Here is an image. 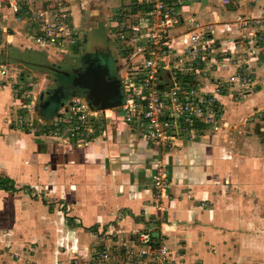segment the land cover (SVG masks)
Instances as JSON below:
<instances>
[{
  "label": "crops",
  "instance_id": "crops-1",
  "mask_svg": "<svg viewBox=\"0 0 264 264\" xmlns=\"http://www.w3.org/2000/svg\"><path fill=\"white\" fill-rule=\"evenodd\" d=\"M105 1H65L72 32L70 11L81 3L85 32L98 22L109 28L111 16L104 19L101 14L106 12ZM14 4L21 9L19 21L12 11ZM54 4L55 0H3L0 7V28L7 29L0 42V68H7L6 78L0 77V178L5 180V187L0 188V264H89L99 250L115 255L124 247H135L134 234L154 225L148 223L154 214L160 219L157 233L168 246L170 262L217 261L219 251L213 246L215 255H209L206 244L227 242L236 233L237 250L228 254L240 258V264H249L245 261L252 253L248 227H264V115L256 114L259 118L247 124L238 116L264 109V75L260 74L264 72V48L248 59L255 74V90L249 85L244 92L249 105L239 109L227 94L219 100L227 105L223 114L229 116L223 118L231 120L220 132L203 129L192 133L194 137L187 135L172 146H163L138 138L117 110L107 109V114H114L115 124L106 137H97L84 148L61 146L46 136L13 127L15 115L34 102L36 116L52 117L71 98L72 90L85 94L94 76L111 77L113 62L123 66L119 77L130 66L127 57H119L115 50L94 46L97 56L86 66L95 71L90 81L84 84L78 76L67 83L58 80L53 67L63 70L55 63L63 62L70 53L78 54L79 47L75 48V40L74 45L54 42L40 47L33 41L37 26L28 19L38 9L49 18ZM232 5L233 1L224 7L221 0L197 5L212 10L207 16L218 18L213 51L219 56L225 53L218 68L227 76L233 68L228 66V58L234 39L246 33L243 39L247 42L248 32L252 33L236 31L233 20L239 12L264 19V0L252 6ZM262 35L264 39V28ZM101 52L104 58L99 57ZM72 60L66 65L76 71ZM219 72L214 69V76L219 77ZM216 77L200 79L199 85L210 91ZM84 94L85 100L92 97ZM158 165L167 168L169 183L162 214L154 210L151 196V176ZM202 201L207 208L200 206ZM253 233L254 238L261 236L259 243L264 242L262 232ZM258 257L264 256L259 253Z\"/></svg>",
  "mask_w": 264,
  "mask_h": 264
},
{
  "label": "built area",
  "instance_id": "built-area-1",
  "mask_svg": "<svg viewBox=\"0 0 264 264\" xmlns=\"http://www.w3.org/2000/svg\"><path fill=\"white\" fill-rule=\"evenodd\" d=\"M140 5L155 3V10L148 12H136L129 14L130 24L127 25L131 30V51L126 62H129V68L124 71L122 78V88L124 100L117 108L123 122L132 130L138 138L145 141L157 142L163 146H172L178 142L181 137H186L189 132L194 133L202 130L204 127L213 126L216 130L215 122L219 117L220 107L217 100V85L212 90H206L199 85L200 79L209 78L207 70L199 71V77L191 78H172V82H164L159 75L161 66L156 65V58H152L144 50V47L138 46L133 37L137 33L142 35L143 32L153 29L152 38L159 40L164 32L171 26L168 17L170 14L163 6L164 0H137ZM226 5L232 0H222ZM3 0H0V7ZM20 6L12 5V11L17 14L16 20H21ZM50 17L47 18L41 10H33L29 13V20L37 26V36L33 37L35 44L41 46L53 45L54 42L64 45L65 42L75 44L74 39H69L72 30L69 28L67 19L69 17L66 9L65 0H55ZM157 12V13H156ZM158 19V21H157ZM181 18L179 17L178 20ZM111 21V20H110ZM118 23L117 39L125 42L126 35L123 23ZM248 18L243 20L241 27L253 29L247 24ZM178 25L177 20L173 21ZM192 19L184 21L183 24L191 25ZM262 27V21L249 23ZM261 24V25H260ZM157 29V32H155ZM6 28H0V42H2V32ZM151 32V31H150ZM151 34H146L149 37ZM177 41L173 42L172 52L181 49V55L187 54L192 57L188 61L190 66L196 63H204L209 60L206 51V45L203 44L204 37L193 33L185 36L184 33L178 34ZM209 37V36H207ZM115 40V39H114ZM149 42V40H147ZM147 44V42H146ZM163 45L166 47V43ZM180 45V47H179ZM146 46V45H144ZM208 47V46H207ZM140 48V52H138ZM136 51L138 57H136ZM170 56L165 58L169 59ZM171 60L164 61L162 64L167 65ZM202 65V64H201ZM188 75V74H186ZM7 68H0V77L6 78ZM170 76V75H169ZM214 79L213 82H218ZM246 83V82H244ZM197 85V86H195ZM209 85H212L211 82ZM161 87V90L158 89ZM32 99V98H30ZM114 114H107V109L102 110L91 106L81 95L75 94L68 99L65 106L52 118L47 121L36 116L34 113V102L24 105L22 112L15 115L13 127H16L27 134H36L50 137L57 142H72L77 147L86 146L95 138L106 137V134L113 126L111 118ZM212 129V128H211ZM152 189L154 190L153 199L159 198L167 191L169 186L168 175L161 169L155 170L151 176ZM157 210V206L155 205ZM159 209V208H158ZM153 225H147L141 230L138 236L136 248L137 264H172L168 259V249L165 245H158L157 233L152 231ZM133 254V252H129ZM107 250L95 252L89 264H103L114 258Z\"/></svg>",
  "mask_w": 264,
  "mask_h": 264
},
{
  "label": "rangeland",
  "instance_id": "rangeland-1",
  "mask_svg": "<svg viewBox=\"0 0 264 264\" xmlns=\"http://www.w3.org/2000/svg\"><path fill=\"white\" fill-rule=\"evenodd\" d=\"M67 3H70L69 0H65ZM189 2L188 4L186 2ZM234 2V5L232 6H239L240 4H247V5H255L257 3H259L261 0H232ZM231 1V2H232ZM101 2V1H100ZM106 2V3H105ZM104 2V6L105 7V11L103 10L101 11V14L103 16L104 19L108 18V16H111L110 20L111 22L109 23V28L105 27L104 24L102 22H98L95 23L93 25H89L87 26L89 29L85 32L84 30L85 25L84 22L81 20L80 15L84 13V5L83 3H81L80 6H78L77 10H73L70 11V15H71V19L74 22H71L70 25L73 26V32L71 33L70 37H72L75 41V48L79 47V52L77 53H70V55L68 57H66L64 59V61H58L57 64L58 67L60 69L63 70L64 74H54V76L56 75V77L58 78V80H60L61 82L67 83L69 80L73 81L75 79L76 76H80L78 74V72H83L82 75V82L85 84V82L90 81V79L93 77V75L95 74V71L92 70V68L88 69L86 68V66L88 65V62L91 61V63H94L93 58H96V52H93V48L94 46H101L104 49L107 50H112V51H116L119 54V57H128V55L130 56V54L132 53L131 51V30L128 29L127 25L130 24V19L128 17L129 14H136V12H133V8L135 7L136 9H138V6H142L144 7L143 9H140L139 11L144 13V12H148V11H153L155 10V3L151 2L148 5H140L138 3L137 0H106ZM241 2V3H240ZM230 3V2H229ZM197 5L199 4L196 3ZM194 5L193 0H164L163 1V6L165 8V10H168V12L170 13L168 15L170 21H171V26L166 29L164 32H161L162 37L157 40V38H152L153 35V29H150L143 32L142 35H139V33L136 34V36L133 37V40H136L138 46H142L144 47V50L147 52L148 50V55L152 58H156V65H158L159 67L161 66V70L159 72V75L161 76L162 80L164 82H172V78L176 77V78H191V79H195L199 77V71L200 70H207L208 72V76L210 77H216L213 74L214 69L217 70L219 72V66L221 64V62H219V59L225 58L223 57L225 55V53L221 54L222 56H219L216 52H214V43L213 41H215V39H213V36H215V28L217 26L218 23V18H214V16H207V13H210V11L212 10H208L202 7H197V5ZM231 4V3H230ZM86 5V4H85ZM221 5H223L224 7H227L226 4L221 0ZM228 5V4H227ZM95 6V5H94ZM230 6V5H229ZM238 9V8H237ZM69 10V9H68ZM137 10V12H139ZM69 12V11H68ZM157 13V12H156ZM179 17L181 18L180 20ZM246 18H248L249 21H247V24L242 25V26H249L252 27L253 29H245L243 27H241V23L243 20H245ZM75 19V20H74ZM117 20L119 23H123V26L125 27L124 32H120L126 35V39L129 38V40L125 42H120L122 40L117 39V28H118V23L113 21V20ZM192 19L193 22L191 23V25L188 24H183L184 21ZM174 20H177L178 25L174 24ZM262 21L263 25L262 27H258L259 25L254 24H250L251 22L254 21ZM158 21V19H157ZM235 27L236 31L239 30H247V31H251L252 33L248 32V34L250 35L248 39V41H244V37L243 36H247L246 33L241 34L237 39H234L235 46L234 48L230 49V55H229V64L228 66H233L232 70L230 71V73H228L229 76L225 75V74H221V72H219V77H216L217 79H219L218 82L215 83V85H217V100L219 101L221 99V97L223 95L228 96L229 101L233 100L235 102L234 106H237L239 109L242 108V106H245V104L249 105V103L246 101L247 99L244 97L245 96V90H249V85H250V89H253L251 91H254L255 89L254 87V72L252 71V69L249 67V58H254L256 56V54L258 52H260L261 50H257V49H261L264 48V39H261L262 35V31L264 28V19L261 17H255L253 15L249 16L248 14H241L240 12L238 13V16L235 18V20H233L232 23ZM261 25V24H260ZM155 32H157V29H155ZM259 32V33H258ZM151 34L149 37H146V34ZM180 33H184L185 36H190L193 33H196L198 35H202L204 37V42L203 44L206 45V51L205 53H208L209 55V60H206L204 63H200V64H196L194 63L193 65H189L187 64L188 61H192L191 59H193L192 57L188 56L187 54L185 55H181V49H178L176 51H171L172 48H174V44L173 42L177 41V37L179 36L178 34ZM258 33V34H257ZM253 34V35H251ZM209 36V37H207ZM69 38V39H72ZM115 39V40H114ZM149 40V42L147 41ZM147 42V44H146ZM166 43V47L163 45V43ZM248 42H250L249 44H247ZM116 43V44H115ZM258 43H261V45H259ZM66 45H71V43H67L65 42ZM146 45V46H144ZM251 45V47L249 46ZM208 46V47H207ZM180 47V45H179ZM257 50V51H255ZM138 52H140V48H138ZM259 54V53H258ZM136 56H138V53L136 51ZM167 56H170L169 59L165 58ZM100 58H104L105 54L103 52H101L99 54ZM109 57L108 54H106V59ZM73 59V60H72ZM162 59H164V61L167 62V60H171L170 63H168L167 65L164 66V64H162ZM69 60H72V64L74 66H76L78 69L76 71H73V68L68 67V65H66V62H68ZM126 64V63H125ZM202 64V65H201ZM247 69V70H246ZM201 72V71H200ZM66 74H70V77L68 78V76ZM125 74V72L123 71L120 75V92L123 93V88L121 85L122 82V78L123 75ZM188 74V75H186ZM260 74L264 75V72H260ZM170 75V76H169ZM122 76V77H121ZM115 79V78H112ZM27 80L25 79L24 82H26ZM28 82V81H27ZM246 82V83H244ZM197 86V85H195ZM86 88L88 89V86H86ZM207 90V89H206ZM208 91V90H207ZM86 93V92H85ZM79 95L84 94V92H78ZM246 105V106H247ZM120 106L119 105H115L113 107L110 108H105L103 110L109 109V110H117V108ZM218 106L220 107V113H219V117L217 118L215 125H216V130L213 129V126H206L204 127L202 130L204 131H210L209 129L212 128V130H214L215 132H220L224 129L225 124L227 126V123L225 122H231V120L227 121L226 116H229L228 114H223V110H225V108L223 109V107L227 106V105H221L220 101L218 103ZM230 110V109H226ZM239 111V110H238ZM119 111L117 110V113ZM225 113V111H224ZM264 109L261 110H254V111H248L247 114L244 116L242 114H240L238 116V118H240V122H244V124L247 123H251L252 121H254L253 119H257L259 117H257L256 114H262V116L264 115ZM120 115V112H119ZM225 115V117L223 118V116ZM237 115H234V117ZM41 118H44L42 116H39ZM113 117L111 118V121L113 124H115V121H113ZM232 117V118H234ZM52 117H46L44 119H47V121H49ZM237 118V120H238ZM226 120V121H225ZM233 120V119H232ZM260 119H258L257 121H259ZM262 122H264V118L261 120ZM236 123V119L234 121ZM233 122V123H234ZM232 123V124H233ZM112 127V126H111ZM264 128V125H263ZM24 133H26L24 131ZM27 134V133H26ZM200 134V133H199ZM202 134V133H201ZM261 134V133H260ZM33 135V134H30ZM187 135H193L192 137H194L196 134H191V132H189ZM42 137H44L43 135H41ZM45 138H49L50 137H45ZM141 139V138H140ZM61 146H65V145H72L74 146V148H84L85 146H81V147H77L75 145V143L72 142H60ZM157 169H161L162 171L164 170V172L167 174V168H165V166L162 165H158L155 170L157 171ZM154 170V171H155ZM152 184V182H151ZM152 190V206L154 207V210L157 212V214H162V212L164 211L165 207H164V200L166 199V192L164 194H162L161 197L159 198H155V203H154V199H153V194H154V190L151 188ZM155 195V194H154ZM155 205L157 206V210L155 209ZM201 207H208V204H206L205 202H201L200 203ZM159 208V209H158ZM252 214L257 215V213L255 214L254 212H252ZM160 216V215H159ZM159 217L156 218L155 214L154 217L152 219H150L148 221V223H152L154 224L151 228L152 231L154 232H160L161 226H160V219H158ZM242 228V227H241ZM248 229L250 230V234H252V237L250 238V249L249 251L252 250L251 253V257L248 260H245L246 262L249 261V264H264V257L259 258V253L261 256H264V242L263 243H259L258 238L260 237H256L254 238V231H256L255 235L258 234V231L262 232L264 234V227H258L256 226H252V227H248ZM247 229V230H248ZM252 230V231H251ZM141 232V230H139L138 232H136L134 234L135 237V241L136 244L138 242V236L139 233ZM211 233H209L210 235ZM157 241H158V245H165L168 249V246L164 243V241L162 240L161 237H159V234L157 233ZM224 235V234H223ZM226 235V233H225ZM237 234L233 233L231 234L229 240L227 242H222L219 241V243H207L206 244V251L209 255H215V249H213L214 247H216V253L217 251H219L221 258H217V261H215L214 259L211 262H208L206 264H240L239 260L242 261L240 258H233L232 256H229L228 252L230 253L232 250H237L236 249V243L235 240L238 238L236 237ZM220 238V237H219ZM221 240V239H220ZM222 242V243H221ZM214 246V247H213ZM122 251H120L119 253H116L114 258L110 259L109 261H107V264H115L117 262H119L120 264H137V254H136V248L134 247H128V248H123L121 249ZM133 252V254H129V252ZM224 252V253H221ZM263 254V255H262ZM227 257H230L229 259H227ZM172 264H179V262H171ZM182 263H184V261H182ZM105 264V263H103ZM195 264H205L204 262H197Z\"/></svg>",
  "mask_w": 264,
  "mask_h": 264
},
{
  "label": "water",
  "instance_id": "water-1",
  "mask_svg": "<svg viewBox=\"0 0 264 264\" xmlns=\"http://www.w3.org/2000/svg\"><path fill=\"white\" fill-rule=\"evenodd\" d=\"M193 2L206 4V0H193ZM186 3L188 4L189 2L187 1ZM53 71L57 74H64L62 71L55 69L54 67ZM66 75L69 76V74ZM158 89L161 90V87ZM88 93L91 94L92 97L86 98L87 102L91 106L102 110L122 104L124 100V96L120 92V80L118 78L112 79L105 75L94 76L90 88H88V91L84 95ZM75 94L76 92L73 91L71 96H74ZM120 94H122V96Z\"/></svg>",
  "mask_w": 264,
  "mask_h": 264
},
{
  "label": "flooded vegetation",
  "instance_id": "flooded-vegetation-1",
  "mask_svg": "<svg viewBox=\"0 0 264 264\" xmlns=\"http://www.w3.org/2000/svg\"><path fill=\"white\" fill-rule=\"evenodd\" d=\"M115 58V57H114ZM116 60V59H115ZM122 67L123 66H121V67H119V65H118V63L115 61V62H113L112 63V69L110 68V74H109V76H111L112 78H118L119 80L121 79L120 77H119V68L120 69H122ZM87 68V70L89 69V67H86ZM118 68V69H117ZM107 71V70H106ZM79 78L81 79L82 78V75H80L79 76ZM73 91L74 90H72V92L71 93H73ZM71 93H70V95H71ZM121 96H122V94H120Z\"/></svg>",
  "mask_w": 264,
  "mask_h": 264
},
{
  "label": "trees",
  "instance_id": "trees-1",
  "mask_svg": "<svg viewBox=\"0 0 264 264\" xmlns=\"http://www.w3.org/2000/svg\"><path fill=\"white\" fill-rule=\"evenodd\" d=\"M143 8H144V7H142V6H140V7L138 6V9H136V8L134 7V8H133V12H137V10L139 11L140 9H143ZM41 113L44 114L43 112H41ZM4 185H5V180H3V179L0 178V188H1V187H5Z\"/></svg>",
  "mask_w": 264,
  "mask_h": 264
}]
</instances>
